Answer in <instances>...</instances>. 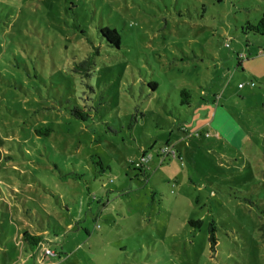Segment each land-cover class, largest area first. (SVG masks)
Masks as SVG:
<instances>
[{
  "label": "rangeland",
  "instance_id": "rangeland-1",
  "mask_svg": "<svg viewBox=\"0 0 264 264\" xmlns=\"http://www.w3.org/2000/svg\"><path fill=\"white\" fill-rule=\"evenodd\" d=\"M263 12L0 0V264H264V37L243 31Z\"/></svg>",
  "mask_w": 264,
  "mask_h": 264
},
{
  "label": "trees",
  "instance_id": "trees-1",
  "mask_svg": "<svg viewBox=\"0 0 264 264\" xmlns=\"http://www.w3.org/2000/svg\"><path fill=\"white\" fill-rule=\"evenodd\" d=\"M243 31L245 33H253L255 35L264 37V12L262 13L260 19L253 23V22H246L245 26L243 28ZM100 35L108 42V44L112 47L119 48L121 44V36L119 32L116 29L111 28H102L100 30ZM94 54H90L87 58H85L82 62L76 64L74 66V72L78 74L82 79L89 80L92 75V68L94 66ZM157 84L153 83L152 88H156ZM241 87V85H239ZM91 89V88H90ZM181 96V103L183 105H189L191 101V96L189 94V91L182 90L180 92ZM71 113L73 116H75L77 119H80L82 121H86L90 118L89 112H86L79 108H74ZM52 132L51 128H42L35 130V135L37 136H48ZM98 165L102 167V171H104V167L102 162H98ZM80 175L77 173H69L62 177L64 181H68L71 179L79 180ZM202 224L201 221H190V225L196 228H199ZM215 227L213 223L210 225L209 229V236L208 241L210 243V247L212 250H215V247L217 245V238L215 236ZM44 237L43 236H33L29 234L28 232L23 233V242L26 243L29 247L30 252L34 253L38 249H40L43 246L44 243Z\"/></svg>",
  "mask_w": 264,
  "mask_h": 264
},
{
  "label": "built area",
  "instance_id": "built-area-1",
  "mask_svg": "<svg viewBox=\"0 0 264 264\" xmlns=\"http://www.w3.org/2000/svg\"><path fill=\"white\" fill-rule=\"evenodd\" d=\"M162 154L165 155V156H172L174 154V151L168 149V148H164V150L162 151ZM45 253L47 255H50L51 252L49 250H46Z\"/></svg>",
  "mask_w": 264,
  "mask_h": 264
},
{
  "label": "crops",
  "instance_id": "crops-1",
  "mask_svg": "<svg viewBox=\"0 0 264 264\" xmlns=\"http://www.w3.org/2000/svg\"><path fill=\"white\" fill-rule=\"evenodd\" d=\"M239 85H240V84H239ZM239 85H238V86H239Z\"/></svg>",
  "mask_w": 264,
  "mask_h": 264
}]
</instances>
